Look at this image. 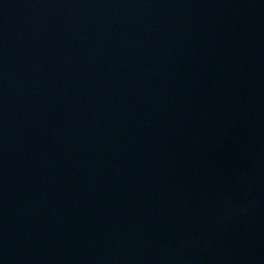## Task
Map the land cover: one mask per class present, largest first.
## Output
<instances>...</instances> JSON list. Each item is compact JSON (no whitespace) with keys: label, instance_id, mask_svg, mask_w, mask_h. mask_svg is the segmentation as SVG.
<instances>
[{"label":"water","instance_id":"1","mask_svg":"<svg viewBox=\"0 0 264 264\" xmlns=\"http://www.w3.org/2000/svg\"><path fill=\"white\" fill-rule=\"evenodd\" d=\"M0 264H264V0H0Z\"/></svg>","mask_w":264,"mask_h":264}]
</instances>
